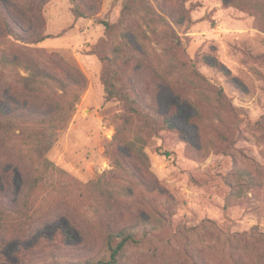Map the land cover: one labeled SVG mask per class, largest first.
Segmentation results:
<instances>
[{
    "label": "rangeland",
    "instance_id": "obj_1",
    "mask_svg": "<svg viewBox=\"0 0 264 264\" xmlns=\"http://www.w3.org/2000/svg\"><path fill=\"white\" fill-rule=\"evenodd\" d=\"M122 1L84 0L95 15L77 19L70 0H47L41 16L23 21L15 14L26 42L0 38L9 60L16 59L8 70H0V94L9 96L1 101L6 112L55 108V96L25 88L31 75L59 78L71 69L84 76L86 87L47 156L83 185L117 169L107 143L116 134L114 117L122 107L105 98L104 64L95 52L105 37L97 20L116 23ZM148 1L160 18L182 22L171 26L181 46L169 42L163 21L154 16L146 21L143 10L113 42L123 45L126 38L135 47L141 60L127 79L142 100L176 127L149 141L146 164L128 157L148 188L173 200L166 207L160 203L163 197L153 194L156 216H166L172 229L166 232L174 239L132 255L130 264H188L191 253L202 254L209 264H264V20L249 0ZM38 36L45 40L32 43ZM208 85L223 90L222 102ZM6 147L0 134V197L20 206L30 167ZM120 150L130 156L127 148ZM166 151L171 155H163ZM49 185L71 187L58 177ZM139 188L140 201L144 188ZM121 214L132 222L127 210ZM208 220L226 234L222 246L214 242L217 234L183 230ZM255 235L259 240L251 239ZM102 251L97 221L68 207L53 209L26 234H0V264H48L53 257L80 262Z\"/></svg>",
    "mask_w": 264,
    "mask_h": 264
},
{
    "label": "trees",
    "instance_id": "obj_2",
    "mask_svg": "<svg viewBox=\"0 0 264 264\" xmlns=\"http://www.w3.org/2000/svg\"><path fill=\"white\" fill-rule=\"evenodd\" d=\"M46 1L0 0V38L26 42L27 38L23 35V29L15 14H19L23 21H27L28 15L41 16ZM70 2L77 19L92 18L95 15L91 6L85 4L84 0H70ZM249 2L252 5L251 9L255 11L254 14L264 20V0H249ZM142 10L145 12L146 21L153 19V16L163 21L164 32L169 42L181 46L171 26L172 23L180 26L182 22L169 23L164 18H160L148 0H123L120 17L116 23L97 20L105 28V37L99 41L95 52L104 64L101 82L105 98L108 102L120 103L122 107V113L114 117L116 134L113 140L107 143V153L115 160L117 167L115 171L105 173L97 180L83 185L71 178L64 170L57 168L47 157L57 141L58 132L67 127L80 94L86 87V80L81 72L70 69L59 78L45 73L46 77L34 74L25 79L30 82V87H25L29 93L33 94L40 89L50 96H55L54 101L57 100V104L49 111L6 112L1 101L8 99L9 96L0 94V134L7 145L6 148L22 157L30 167L31 174L30 181L25 185L24 191L22 190L24 194L20 206L10 205L0 197V234H26L53 209L68 207L78 214L97 221L102 235L103 251L98 256L80 262L66 259L61 261L60 257H53L48 264H130L132 255L147 254L155 250L157 244L169 243L174 239L166 232L172 230L166 216L160 214L156 216L157 203L153 194L155 191L158 192L159 196L163 197L160 203L166 207L171 206L173 200L160 189L148 188L141 176L136 175L138 172L136 170L135 173L133 172V164L128 158L139 159L141 163L146 164L149 158L145 148L149 141L161 139L162 133L176 130L171 119L162 116L142 100L131 80L127 79L130 68L141 60L135 47L126 40L125 36L123 45L113 42L117 34L127 29L128 22ZM44 40L43 36H38L32 43L36 44ZM126 45L129 46L128 49ZM107 48L110 52L106 51ZM12 63H16V59L10 61L5 49L0 46V70H8ZM208 87L214 89L212 92H215L222 102L223 90L213 85ZM59 90L61 93L58 92ZM122 147L129 150L130 156L121 152ZM163 155L168 157L171 152L166 151ZM56 177L64 180L71 187H67L68 190L58 188L56 185L49 188L50 180ZM134 182L138 187L134 186ZM139 187L144 188V197L140 201L136 198ZM123 210L130 213L132 222L124 221L121 214ZM156 222L163 224L159 227ZM183 230L191 235L199 232L206 235L217 234L218 237L214 242L218 246L223 245L221 236L226 235L209 220ZM174 235L176 237L177 233ZM251 239L256 241L259 237L255 235L251 236ZM229 240L230 238L227 242ZM261 240L264 251V238ZM188 258L190 261L188 264H209L200 253H191Z\"/></svg>",
    "mask_w": 264,
    "mask_h": 264
}]
</instances>
